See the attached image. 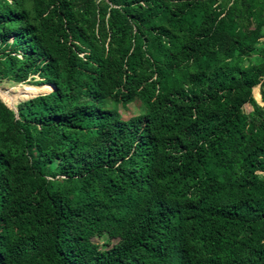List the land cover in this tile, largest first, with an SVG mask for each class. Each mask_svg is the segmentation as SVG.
Listing matches in <instances>:
<instances>
[{"label":"trees","instance_id":"trees-1","mask_svg":"<svg viewBox=\"0 0 264 264\" xmlns=\"http://www.w3.org/2000/svg\"><path fill=\"white\" fill-rule=\"evenodd\" d=\"M19 84L55 88L0 95V264H264V0H0Z\"/></svg>","mask_w":264,"mask_h":264},{"label":"rangeland","instance_id":"rangeland-1","mask_svg":"<svg viewBox=\"0 0 264 264\" xmlns=\"http://www.w3.org/2000/svg\"><path fill=\"white\" fill-rule=\"evenodd\" d=\"M46 86L47 85L37 86L30 84H19L18 86L14 87L12 85H6L5 88H0V95L10 107L14 108L17 101H21L23 98L53 90L52 88ZM261 93V87L257 86L254 90V94L259 102H262ZM245 108L246 110L251 109L248 105L245 106ZM120 110L124 118H129L133 115L139 114L142 111V107L138 103H129L126 107H121ZM132 203V198L124 196L115 203V206L121 207L125 210H130ZM126 231L127 228L117 221L115 216L108 215L105 216L102 221L98 239L101 242L102 247H105L106 245L104 244V240L106 238H110L114 243L120 242L123 239Z\"/></svg>","mask_w":264,"mask_h":264},{"label":"water","instance_id":"water-1","mask_svg":"<svg viewBox=\"0 0 264 264\" xmlns=\"http://www.w3.org/2000/svg\"><path fill=\"white\" fill-rule=\"evenodd\" d=\"M54 86V85H53ZM54 88H55V86H54ZM54 88H53V90H54Z\"/></svg>","mask_w":264,"mask_h":264}]
</instances>
